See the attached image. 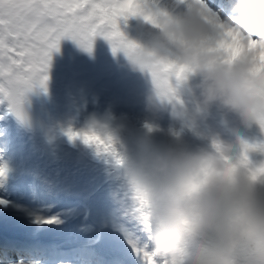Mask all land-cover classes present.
<instances>
[{"label": "clouds", "instance_id": "9594fccd", "mask_svg": "<svg viewBox=\"0 0 264 264\" xmlns=\"http://www.w3.org/2000/svg\"><path fill=\"white\" fill-rule=\"evenodd\" d=\"M175 6L183 10L148 4L140 16L158 31L145 40L123 32L125 42L113 51L133 71L151 76L149 120L130 138L123 135L124 123L108 117L85 130L113 138L120 162L111 151L99 153L106 154L150 233V264H264V160L250 155L264 153V141L238 138L226 146L210 135L208 148L192 151L183 140L184 130L198 132L213 109L264 133V0H228L225 17L205 0H176ZM193 77L198 81L191 85ZM169 84L173 91L166 92ZM169 110L180 129L171 132V142H157L155 121ZM245 145L255 147L241 163Z\"/></svg>", "mask_w": 264, "mask_h": 264}, {"label": "rangeland", "instance_id": "374dc122", "mask_svg": "<svg viewBox=\"0 0 264 264\" xmlns=\"http://www.w3.org/2000/svg\"><path fill=\"white\" fill-rule=\"evenodd\" d=\"M137 19L139 15L121 19V31L130 39L145 40L155 29L144 21V26L136 31ZM124 62L123 54L114 55L111 42L104 36L94 39L91 51L70 38H64L59 50L52 55L46 88L36 87L32 90L45 120L44 140L23 127L10 114L8 100L0 96L3 99L0 103V168H4L7 174L10 173L7 172L8 168H13L10 176H17L20 182L14 194L19 192L29 201L39 202L47 196H58L61 200L82 201L86 206L90 203L87 208L92 209H88L87 215L93 219L96 213L101 214H96L99 216L96 224L101 227H98L101 235L108 233L107 236L113 239L114 244L109 243L111 248L127 260L131 259L134 264H137V260L145 264L143 254L131 252L127 245L138 244L148 252L154 245L149 231L135 216L131 201L125 197L122 180L115 173L113 165L106 154L99 153L95 146L86 145L79 138L72 140L67 134L69 129L85 130L93 120L104 117L112 119L114 124H127L134 132H138L149 120L146 101L155 87L152 78L149 74L143 78L140 72L133 71ZM155 123L160 129L155 133L157 142H169L171 132L180 129L179 122L171 114H161ZM187 131L188 148L192 151L208 148L206 137L210 135H219L226 146L238 144V138L250 143L264 141V133L257 127L247 129L235 115H225L218 109H213L198 132ZM2 138H11L6 159L2 151ZM250 155L254 161L264 160V153L252 152ZM3 158L8 160L6 166L3 165ZM9 177H5L3 182L9 181ZM28 185L31 190H28ZM8 188L13 189L11 186ZM102 238L97 247L106 241L105 237ZM145 246L147 248H143ZM94 248L91 251H95L96 256L102 252ZM15 255L6 264L28 262L23 260V255ZM61 258L64 260L68 257ZM93 258L91 260L95 261L96 258Z\"/></svg>", "mask_w": 264, "mask_h": 264}, {"label": "snow or ice", "instance_id": "6c2138e0", "mask_svg": "<svg viewBox=\"0 0 264 264\" xmlns=\"http://www.w3.org/2000/svg\"><path fill=\"white\" fill-rule=\"evenodd\" d=\"M147 6V0H0V96L9 101L11 111L22 115L26 94L36 87L46 88L52 55L64 38L91 51L94 39L104 36L115 52L117 45L125 42L121 19L141 15ZM144 18L152 19L151 16ZM183 71L180 68L178 74ZM155 83L161 88L159 81ZM165 91H173L170 84ZM67 134L72 140L80 138L95 144L98 152L111 151L117 156L110 134L101 136L94 129H69ZM249 147L255 146L245 145L241 163L247 162ZM4 174L5 169L0 168V177ZM138 251L143 254L145 264H150V253L146 249Z\"/></svg>", "mask_w": 264, "mask_h": 264}, {"label": "bare ground", "instance_id": "6f19581e", "mask_svg": "<svg viewBox=\"0 0 264 264\" xmlns=\"http://www.w3.org/2000/svg\"><path fill=\"white\" fill-rule=\"evenodd\" d=\"M147 2L150 6L155 5L159 9H167L169 11L183 10V6H181V8H176L175 6L176 0H147ZM205 3L211 10L219 12L222 17L228 15L218 10L213 2H210L209 0H205ZM135 21H136L135 22L136 31L137 28L141 29V26L142 25L144 26L143 16L139 15V19ZM156 31L158 30L155 29V32ZM124 64L127 65V62H124ZM197 81H198V77H193L190 81V84L194 85ZM187 87L188 86L182 85L180 88V90L184 92L186 95H187ZM161 114L167 115V114H171V112L169 110ZM10 139L11 138L6 140L5 138H2L3 146H4L2 151H4V157L11 148V146H9L11 142ZM14 150H12V153L15 155ZM6 158L7 157H5V159ZM5 159L3 158V162H4L3 165H5V162L8 163V160L6 161ZM12 169H10L9 167L7 172L13 173L11 172ZM29 170L28 173L30 172ZM10 173L9 174L5 173L4 177H0V201H2V203H0V225H2L5 229H7V233L10 236L13 235L14 238L25 237V239H28L35 237L36 234H39L40 236H36L38 240H43V239L51 240L52 245L50 246L49 250L52 252V255L50 257L42 258V255L38 254V252L30 251L27 249L19 250L16 248H10L9 250L4 251L3 250L4 247L0 246V263L6 264L12 256H16L15 254L18 255L21 254L23 255V257H25L26 256L25 253H27L28 254L27 257L29 259H26L28 262H26L25 264H100L101 262L98 261L97 259L96 261L91 260L94 257L93 254L95 252V251L91 252V250L95 247L94 249L96 251H102L99 254L102 257H100L99 259L106 258V261L108 262L110 261L109 263L112 264H121V263L134 264L131 259L127 260L124 256L119 255V252L115 249H112L110 246L111 244L109 245V243H107L106 241H104V244L103 242L101 243V246L103 245V247L101 246H99L100 248L97 247L96 244L100 242V238L103 239L102 236L106 237L108 233L106 234L103 233L101 235L100 234L101 231L98 228L100 226L99 225L97 226L96 224L97 223L96 221L98 219L97 217H99L101 214L99 215L96 213L99 216H96L95 214V216L93 215L94 217H92L93 219H90L88 217L87 213L92 209L91 207L87 208L88 206H90V203L88 204V206H86L85 204L82 203V201L78 202L76 199H75L76 201L61 200L58 196L52 198H48L47 196L44 198V200H41L39 202L34 201L32 199L31 201H29V199L27 200L19 192L14 194V192L18 190L16 187L17 185L20 186L19 185L20 182L17 176H14L13 174L10 176ZM16 174L18 173L16 172ZM5 177H9V181L6 180V182H3ZM30 177H31V172H30ZM8 186L9 187L11 186V188H13L11 189L12 191L9 190ZM35 188L37 189V185ZM29 189L31 190V187L28 188V190ZM88 209L90 210L88 211ZM52 218H55L56 222L54 223L44 222ZM127 246H126L127 249L130 250L131 252L132 251L139 252L138 249H142V247H140V245L138 244L136 246L134 245L133 246L127 245ZM83 254H91L92 258L87 257L89 255H83ZM52 257H54V259L56 260H53ZM59 257H68V258L63 260L62 258L59 259ZM139 261L137 260L136 263L144 264L143 262H139Z\"/></svg>", "mask_w": 264, "mask_h": 264}, {"label": "water", "instance_id": "95a60500", "mask_svg": "<svg viewBox=\"0 0 264 264\" xmlns=\"http://www.w3.org/2000/svg\"><path fill=\"white\" fill-rule=\"evenodd\" d=\"M143 78H146L148 74L141 73ZM8 109L11 115H13L22 126L30 129L36 133L40 139H44V129H45V120L42 115V110L39 105V102L31 90L25 96L22 115H17L14 111L10 110V103L8 101ZM107 242H112L113 239L109 236H106Z\"/></svg>", "mask_w": 264, "mask_h": 264}, {"label": "trees", "instance_id": "16d2710c", "mask_svg": "<svg viewBox=\"0 0 264 264\" xmlns=\"http://www.w3.org/2000/svg\"><path fill=\"white\" fill-rule=\"evenodd\" d=\"M125 125L127 126V131L124 132L123 135H124L125 137H130V134H131V133H135V132H134L133 130L130 129L129 125H127V124H125ZM188 136H189L188 131H187V130H184V132H183V140H184V143H185V145H186L187 147H188V145H189ZM169 142H171V140H170Z\"/></svg>", "mask_w": 264, "mask_h": 264}]
</instances>
